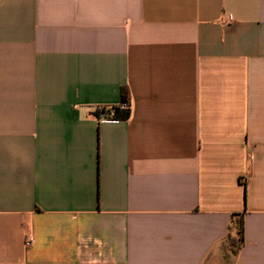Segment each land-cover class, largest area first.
Wrapping results in <instances>:
<instances>
[{"label": "crops", "instance_id": "crops-1", "mask_svg": "<svg viewBox=\"0 0 264 264\" xmlns=\"http://www.w3.org/2000/svg\"><path fill=\"white\" fill-rule=\"evenodd\" d=\"M235 214L264 264V0H0V264H225Z\"/></svg>", "mask_w": 264, "mask_h": 264}, {"label": "trees", "instance_id": "trees-1", "mask_svg": "<svg viewBox=\"0 0 264 264\" xmlns=\"http://www.w3.org/2000/svg\"><path fill=\"white\" fill-rule=\"evenodd\" d=\"M125 100V98L123 99ZM98 114L99 111H96ZM129 117L128 112L119 111L117 108H115V118L117 120H126ZM245 185H244V191H245ZM243 214H235L231 220L229 231L226 236L227 245L224 247V261L225 264H229V258L233 257L237 254L239 249L241 248L243 244Z\"/></svg>", "mask_w": 264, "mask_h": 264}, {"label": "built area", "instance_id": "built-area-1", "mask_svg": "<svg viewBox=\"0 0 264 264\" xmlns=\"http://www.w3.org/2000/svg\"><path fill=\"white\" fill-rule=\"evenodd\" d=\"M115 108L119 111L128 112L130 115L131 111V104L128 99L122 100L117 106L112 107H103V106H96V111H99V118L98 122H108V121H115ZM32 243V238L29 236L25 237L24 244L25 246H30Z\"/></svg>", "mask_w": 264, "mask_h": 264}, {"label": "rangeland", "instance_id": "rangeland-1", "mask_svg": "<svg viewBox=\"0 0 264 264\" xmlns=\"http://www.w3.org/2000/svg\"><path fill=\"white\" fill-rule=\"evenodd\" d=\"M226 244H228V243H226Z\"/></svg>", "mask_w": 264, "mask_h": 264}]
</instances>
